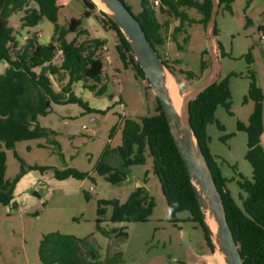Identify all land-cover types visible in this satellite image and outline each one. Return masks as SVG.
<instances>
[{
	"label": "rangeland",
	"instance_id": "rangeland-1",
	"mask_svg": "<svg viewBox=\"0 0 264 264\" xmlns=\"http://www.w3.org/2000/svg\"><path fill=\"white\" fill-rule=\"evenodd\" d=\"M126 2L132 14L139 11L138 0ZM58 4L57 23L60 26H66L71 19H80V29L86 31L85 35L78 36L69 33L67 40L86 43L98 39L106 46L105 51H96V57L104 64V78L108 77L107 90L102 98L109 109L104 114H89L76 104L49 103L51 111L39 116L37 121L39 126L54 134L17 142L13 150H5V180L11 181L20 170L13 152L25 165L46 167L47 170L25 169L13 189L15 208L0 205V255H19L23 259L24 254L28 264H41L38 256L43 237L49 235L47 242H50L55 241L52 234H60L80 240L90 237L93 241L90 243L101 260H110L112 264H216L199 224L187 221V212L178 213L175 220L171 219L158 180L152 173L149 156H145L143 165L130 167L126 180L118 184H110L95 173V166L106 146L111 151L105 161L116 167L119 158L114 149L121 143L122 121L154 116L155 96L145 80L122 65L114 49V33L104 30L97 18L101 8L96 6L95 12L85 18L84 7L79 0H59ZM29 6L33 7V4L29 3ZM186 12L192 19L199 18L194 10ZM21 17L22 13L13 14L7 20L19 46L25 43ZM158 19L163 22L167 18L158 15ZM247 20L249 24H246ZM168 21L166 42L158 51L173 69L185 95L210 75V66L207 67L210 57L206 54L208 30L199 24L186 27L188 40L185 44L182 42L185 34L178 36V45L183 48L179 50L170 38L178 21ZM263 24L264 0H234L230 13L219 9L215 17L217 32L213 49L219 68L218 80L228 81L231 98L229 111L218 106L214 113L222 129L212 123L207 125L206 133L210 139V154L214 156L222 176L229 180L237 179L238 175L247 180L251 178V167L245 160L246 134L237 130V123L247 126L253 112L254 103L248 98L251 77L264 97V32L258 31ZM35 31L42 34V38L37 39L39 44L50 43L53 25L46 18L43 17L33 28L32 32ZM249 53L250 61L247 60ZM59 61L60 54L57 53L53 62ZM202 61L206 65L204 71L201 69ZM5 67L6 64L0 62V72ZM183 72H191L193 76L187 78ZM66 81L65 76L60 83L53 80L54 89L59 92ZM72 90L83 100L79 93L85 90L80 84H74ZM262 126L260 145L264 151V100ZM113 127L115 131L109 137ZM52 168L75 169L86 173L87 177L57 181ZM139 186L145 188L155 204L146 222L112 224L108 221L112 213L110 206H101L104 214L97 216L98 203L117 200L122 204ZM226 187L238 200L241 191L235 183L229 182ZM116 228L122 229L125 236L108 234ZM84 248L87 249L86 246ZM63 250L60 249L56 257L61 256L60 263L66 264L67 256L69 259L72 256ZM72 264H78V261L74 258Z\"/></svg>",
	"mask_w": 264,
	"mask_h": 264
},
{
	"label": "trees",
	"instance_id": "trees-1",
	"mask_svg": "<svg viewBox=\"0 0 264 264\" xmlns=\"http://www.w3.org/2000/svg\"><path fill=\"white\" fill-rule=\"evenodd\" d=\"M58 1L0 0V62L6 64L0 74V204L11 206L12 209L15 208L13 189L25 169L44 172L47 168L25 165L23 160L13 152L14 158L19 162L20 170L11 181L5 180V150H13L17 142L47 138L50 134H54L39 126L37 121L38 117L43 115L46 103L76 104L83 112L89 114H104L109 109H91L72 92V86L80 84L83 90L93 96L103 97L107 90L108 77L104 78V64L99 57H96L95 51H89L83 55L84 42L77 43L76 39H66L69 33H76L78 36L85 35L86 31L80 29V19H71L66 26H60L57 23L60 9ZM121 1L131 12L126 0ZM233 1L217 0L218 10L222 9L230 13ZM79 2L84 7L83 16L85 18L97 9L91 0H79ZM29 3H32L33 7L29 6ZM138 5L139 11L133 14L134 17L141 25L156 55L175 77L173 69L167 61L162 59L158 51L166 42V31L170 22L168 20L178 21L170 38L177 44L178 49L182 50L183 48L178 45V36L185 34L182 42L186 44L188 40L186 27L192 24L206 27L210 18L212 1L159 0L158 10L151 7L150 0H138ZM186 10L196 11L199 18H190ZM98 12L97 18L102 28L114 33V49L122 65L130 68L138 78L146 81L124 35L104 12L101 10ZM18 13H22L20 22L25 34H31L39 21L43 17L46 18L53 25L50 43L41 45L34 35H31L23 45L19 46L16 43L13 28L7 24L8 18ZM158 15L167 19L160 22ZM249 23L250 21L247 20L246 24ZM258 31L264 32V25L259 26ZM216 32L214 29V37ZM92 41L97 46L103 44L98 39ZM57 53L60 54V61L54 63ZM250 59L249 53L247 60L250 61ZM207 64L209 67V61ZM204 68L206 65L202 61V71ZM183 74L187 78L193 76L191 72H183ZM64 76L67 81L57 92L54 89L53 80L60 83ZM230 98L228 81L226 79L217 80L190 101L188 121L221 196L226 220L238 245L243 263L264 264V151L260 145V136L263 132L262 102L264 97L251 77L248 98L254 103L253 112L247 126L237 123V130L245 132L247 138L245 160L251 167L250 180L240 175L237 179L224 178L208 148L210 139L206 133V127L215 123L218 129H222L215 120L214 113L218 106L229 111ZM155 101L156 114L154 116L126 118L122 121L121 143L114 149L119 158L116 167H111L105 161V157L111 151L106 146L94 171L106 182L113 185L118 184L126 180L130 167L143 165L145 156H149L152 160V173L158 180L171 219L175 220L178 213L187 212L189 214L187 221L199 224L203 230L205 242L213 253V246L185 164L174 144L162 109L156 99ZM114 131L115 127L110 130L109 137ZM52 169L53 177L58 181L68 178L83 180L87 177L86 173L71 168ZM229 182H234L241 191L242 194L238 195V200H235L227 189L226 184ZM101 206H110L112 213L108 221L112 224H120L146 222L155 204L145 188L139 186L122 204L117 200L98 203V217L104 214ZM109 233L125 236L119 228L112 229ZM48 236L43 237L39 250L40 260L45 264H61L62 257H56L60 249H64L63 252L72 256L70 259L67 256L66 264H72L74 258L78 264H112L110 260H101L98 252L90 243L93 242L90 237L80 240L71 236L52 234L55 241L47 242ZM85 246L87 249L84 248ZM81 248H83L82 251Z\"/></svg>",
	"mask_w": 264,
	"mask_h": 264
},
{
	"label": "water",
	"instance_id": "water-1",
	"mask_svg": "<svg viewBox=\"0 0 264 264\" xmlns=\"http://www.w3.org/2000/svg\"><path fill=\"white\" fill-rule=\"evenodd\" d=\"M211 1L212 9L210 18L206 24L208 30L207 54L210 57V75L200 85L183 95L179 82L156 55L141 25L134 15L126 8L125 4L121 0H100L108 12L101 11L116 24L124 35L134 55V59L138 63L149 88L162 109L174 144L185 164L186 171L195 192L200 213L213 246V253L217 258L219 252L223 258L224 264H244L238 245L227 223L221 196L216 188L207 161L201 152L188 121L190 101L195 99L210 85L214 84L219 77L217 57L214 55L213 49L215 17L218 6L217 0ZM166 73H169L173 77L177 85V91L181 98L178 111L173 107L169 98V93L165 84ZM50 111L51 109L47 102L43 115ZM207 212L213 217L216 223L215 240L212 238V233L205 223V213Z\"/></svg>",
	"mask_w": 264,
	"mask_h": 264
},
{
	"label": "bare ground",
	"instance_id": "bare-ground-1",
	"mask_svg": "<svg viewBox=\"0 0 264 264\" xmlns=\"http://www.w3.org/2000/svg\"><path fill=\"white\" fill-rule=\"evenodd\" d=\"M92 1L96 4V6L101 8L102 11L108 12L106 7L100 2V0H92ZM165 84H166V88H167L168 93H169L170 101H171L173 107L178 111L181 98H180L178 91H177V85H176L173 77L169 73H166ZM205 223L209 227V229L212 233V238L215 240L216 223H215L213 217H211V215L208 212L205 213ZM217 261L219 264H224L223 258L219 252L217 254Z\"/></svg>",
	"mask_w": 264,
	"mask_h": 264
},
{
	"label": "crops",
	"instance_id": "crops-1",
	"mask_svg": "<svg viewBox=\"0 0 264 264\" xmlns=\"http://www.w3.org/2000/svg\"><path fill=\"white\" fill-rule=\"evenodd\" d=\"M102 45L105 46L104 43ZM3 70H4V68L1 69L2 72H3ZM2 72H0V74ZM72 92L76 96L77 92L75 90H72ZM79 95L82 97V99H83L82 101H84L85 103H87L88 106H89V108H91V109H95V110H105V109L109 108V107L106 106L107 105L106 104V101L102 97H95V96H93L92 94H90V93H88L86 91H83L82 94L79 93ZM212 255H213V258L216 261V264H219L218 261H217L216 255L214 253H212ZM18 256L19 255H16V256H13V255H4V256H2V255H0V264H28V262H27V260H26V258L24 256V254H22L23 259H21ZM38 258H39V256H38ZM41 264H45V263L41 262Z\"/></svg>",
	"mask_w": 264,
	"mask_h": 264
},
{
	"label": "built area",
	"instance_id": "built-area-1",
	"mask_svg": "<svg viewBox=\"0 0 264 264\" xmlns=\"http://www.w3.org/2000/svg\"><path fill=\"white\" fill-rule=\"evenodd\" d=\"M150 4H151V7L153 9L158 10V8H159V0H150ZM31 35H34V37L36 39L42 38L41 32H39V31L36 32L35 31V32H31V34H27L26 33L25 36H24L25 41ZM84 48H85V51H83V55H86L89 51H95V53H96V51H98V50H101V51H105L106 50V47L104 45L97 46L94 43V41H92V40L84 43ZM106 59H108V58L106 57Z\"/></svg>",
	"mask_w": 264,
	"mask_h": 264
}]
</instances>
